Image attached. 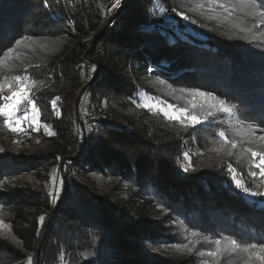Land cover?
Instances as JSON below:
<instances>
[{"label": "trees", "instance_id": "1", "mask_svg": "<svg viewBox=\"0 0 264 264\" xmlns=\"http://www.w3.org/2000/svg\"><path fill=\"white\" fill-rule=\"evenodd\" d=\"M78 1V8H66L58 0H48L46 8L41 0H0V80L16 75L29 77L25 83L32 85L30 92L36 102L38 120L50 123L58 136L65 133L64 117L75 111L76 97L80 95V104L82 93H86L87 107L98 111L102 118L92 124L80 163L94 173L108 172L124 181L155 187L168 209L179 208L193 223L199 222L208 235L221 230L242 246L264 244V195L257 197L261 202H249L236 191L238 187L232 179L236 187L234 190L231 187L232 192L214 188L215 180L212 181L203 164L189 168L197 169L196 174L181 171L174 160V150L159 146L160 134H149L145 124L130 116L142 109L133 101L137 89L167 103L187 105L184 96L189 89L201 90L205 85L218 90L214 84L220 83L235 91L238 103L243 100L254 106V111L261 110L264 25L239 13L225 20L219 15L223 10H212L214 13L210 12L208 17L197 19L205 11L195 5L199 0H161L165 11L154 21L140 7L144 0H125L112 26L107 28L102 0ZM53 11L61 17L54 16ZM179 12L195 21L192 24L180 21ZM165 15L170 19H164ZM97 29L95 46L88 55L93 63L88 64L89 69L78 66L68 79L65 42ZM208 29L211 31L207 32ZM39 40L43 47L36 44ZM149 66L156 68L155 73L147 71ZM81 68L89 75L84 82ZM10 94L7 92L5 96ZM247 117L240 122L246 128L248 124L243 122ZM231 126L228 125L227 134L232 139L259 147L258 142L244 143V137L236 135L241 128ZM3 135L0 139L5 138ZM10 163L27 165L24 160L0 159V166L9 168ZM64 184L62 179L59 197ZM82 186L80 190L72 187V199L70 194L66 200L64 196L61 200L58 197V212L53 215L57 226L64 231L69 228L73 234L71 245H81L78 231L98 229L110 238L107 246H113L116 252L111 262L102 259L99 264H172L161 256L149 260L137 248L136 241L164 239L165 235L152 227L149 217L141 213L127 221L122 218V211L117 213L118 204L105 200L101 192ZM50 202L40 193L25 188L0 190V206L10 214L11 229L24 252L36 249L30 262L0 236V264H92L86 260L75 263L67 257L68 253L76 255L77 250L54 246L60 239L52 233L44 234L42 242L36 244L38 226L42 223L37 211L50 209ZM45 242L48 247H44Z\"/></svg>", "mask_w": 264, "mask_h": 264}, {"label": "rangeland", "instance_id": "2", "mask_svg": "<svg viewBox=\"0 0 264 264\" xmlns=\"http://www.w3.org/2000/svg\"><path fill=\"white\" fill-rule=\"evenodd\" d=\"M43 5L49 8L48 0H41ZM62 6L66 8H78L79 1L77 0H58ZM96 1V0H94ZM141 3L142 10L149 16L153 17L154 21L159 18V14H164L165 5L161 0H144ZM203 4L205 10L202 15L199 14L197 19L203 18L211 13L213 9L209 4V0H199L196 2V6ZM220 11L222 9L215 8L213 11ZM211 12V13H210ZM54 16L60 14L57 11H53ZM201 15V16H200ZM188 18L184 19L180 16V21L186 23L194 22L193 18L186 15ZM156 18V19H155ZM194 18H196L194 16ZM164 19L169 20V16L165 15ZM110 21H105V24ZM192 24V23H191ZM108 28V27H107ZM204 28V27H203ZM207 30V28H206ZM211 31L208 29L207 32ZM96 31L91 30L88 34L80 37H70V40L65 42L68 53L67 62V77H72V71L78 66H82L85 69H89V63H93V59H88V55L95 46ZM221 43V42H219ZM36 44L40 46L43 44L42 41H37ZM43 47V45H42ZM101 49V47H99ZM264 50L261 54L264 56ZM81 68L82 81L84 77H89L88 72ZM151 68V70H150ZM91 69V68H90ZM150 73H155L156 68L149 66L147 69ZM0 83L4 84V89L0 92V103L3 102L2 97L8 92L7 85L14 83L12 78L0 80ZM70 84V83H69ZM218 90L209 88L202 85L200 91L205 93H211L214 97L225 100L228 105H233L234 110L231 114L221 113L218 114L214 119H210L207 122L201 123L204 125H192L189 126V121L185 120L183 123L180 120L169 119L160 108L167 109L170 104L173 106L169 111H175L177 114L180 109H186V115H191L193 111L195 114L203 119V113L199 108L193 110L192 104L197 105L202 103H215L216 101L211 100L207 97L195 96L189 91L184 96L187 105L171 104L163 101L155 96L144 94L140 90H136L134 93V100L142 110H137V113H131L130 116L139 120L140 123L145 124L149 129V134H160L158 135L159 146L163 150H174V160L181 171H185L187 168L190 172L196 174L197 169H189L190 167H200L203 164V168L212 176L214 188L217 187L219 190H228L232 192L231 187L236 189L231 183L233 174L236 179L239 180L244 187L248 188L250 192L264 193V176L260 175V169L255 168L253 164V158L250 153L247 152L248 147H252L255 151H261L260 147H253L242 144L237 141V147L232 149V155L229 156L228 150L231 147L230 144H226L219 136L221 127L224 131H229L228 125H232L231 128H241L242 133H247L248 127L246 128L241 121V118L247 117L243 122L244 124L252 125L253 128L257 129L255 132L256 142L260 144L259 137L264 136V105L261 110L254 111V106L249 103L241 104L237 101L235 91L232 92L231 88L224 84H214ZM84 90V89H83ZM212 90V92L210 91ZM231 90V91H230ZM135 91V92H136ZM81 103L75 100V111L68 113L65 118L64 129L65 133L58 136L54 127L49 124H42L38 120L36 113L29 111L28 120L22 121L19 125L23 131H12V128L5 125L3 115H0V135L5 138L0 139V159H16V161L24 160L27 165L10 163V169L6 166H0V190L8 188H25L27 190L35 191L40 193L42 198L49 199L50 209L43 210L37 215L44 216L42 223H37L39 231L37 234V242L39 245L42 242L44 234L46 236L52 235L57 236L60 240L55 243L60 249L65 250L75 249L77 254L68 253L67 257L73 258L76 263L78 260H86L92 264H99L100 260L105 259L111 262L112 258L116 254L114 247L107 246L110 238L107 237L102 231L95 229L93 232L89 231H78L79 243L81 245H71V240L74 237L70 234L69 228L67 230L61 229L57 226V221L54 220L53 215L58 212V197L62 187V179L64 180V189L62 191V197L66 200L72 191V187L81 189L84 185L89 187L91 190L101 192L102 197L105 200L113 201L116 205L118 204L117 213L121 212L122 218L127 221L135 219L139 214H144L149 217L152 227L161 231L165 236L158 237L156 241H152V238H146L143 242H137V248L141 254L146 256L149 260L158 259L160 256L172 264H264V260L259 257L264 256V251L258 246L256 249L249 250L248 252L238 250L235 253H224L223 256L209 257L208 252L215 250L214 241L221 240V247L227 245L229 239H234L233 236L225 234L221 230L212 231L208 235L202 228L199 227L198 223H193V220H189L183 212L179 211V208L168 209L164 202L159 198L157 189L147 184L142 185L135 181H124L115 174L111 173H94L90 171L85 164L79 162V157L84 152V146L88 143L89 133L92 131L93 123L98 122L102 118L98 111L88 108L87 94L82 93ZM29 95L32 98L31 92ZM80 95L76 97L79 101ZM259 99L258 97H256ZM95 102L97 98L93 99ZM263 102V100H260ZM148 103L150 105H157L156 107H144L143 105ZM243 103V104H242ZM144 108V109H143ZM36 115L37 120L35 124L31 123V118ZM232 124V122H234ZM231 122V123H230ZM247 125V126H248ZM16 127V125H12ZM9 131V132H8ZM8 133L11 136V140L6 137ZM52 133V135H49ZM199 138L200 143L197 142ZM229 140H232V136L228 133ZM177 140L176 143L174 141ZM168 142L173 143L168 145ZM3 144V145H2ZM2 146V148H1ZM158 147V146H157ZM187 153V157H185ZM260 157L255 158V162L259 163ZM3 161V160H2ZM5 161V160H4ZM3 161V163H4ZM232 166L234 173L230 172L228 165ZM27 166V167H23ZM9 169V170H8ZM7 170V171H4ZM194 171V172H192ZM257 173L256 177H252L251 172ZM186 172V174L188 173ZM191 174V175H193ZM248 174L246 177L245 175ZM187 176V175H186ZM185 176V177H186ZM189 177H192L188 175ZM235 182V181H234ZM219 183V184H218ZM221 188V189H220ZM236 191L245 196L249 202L258 203L261 202L257 197L245 194L242 189L237 188ZM62 197H59L61 200ZM73 195L70 194V199ZM63 200V201H64ZM263 201V200H262ZM179 209V210H178ZM57 214V213H56ZM33 216V215H32ZM40 216V217H41ZM10 214L7 209L0 206V236L5 237L11 244L20 251L21 256H25L32 262L33 254L36 249L31 252H24L21 241L14 235L11 229ZM213 222V221H211ZM66 231L68 233H66ZM196 231L202 234V236L209 237V241L205 244H197L193 247L192 252H189L184 245L192 247V244L201 240L202 237H191V232ZM70 232V233H69ZM66 233V234H65ZM110 236V235H108ZM245 243V242H244ZM246 245V244H245ZM242 246V245H241ZM44 247H48L45 242ZM243 247V246H242ZM53 248V247H52ZM49 250V249H48ZM51 250V248H50ZM24 252V253H23ZM69 252V251H68ZM204 254L201 255L200 253ZM243 255L242 257H239ZM233 260H232V258ZM63 263V262H62ZM31 264V263H29ZM58 264H61L58 262Z\"/></svg>", "mask_w": 264, "mask_h": 264}, {"label": "snow or ice", "instance_id": "3", "mask_svg": "<svg viewBox=\"0 0 264 264\" xmlns=\"http://www.w3.org/2000/svg\"><path fill=\"white\" fill-rule=\"evenodd\" d=\"M209 4L212 7L213 10L215 8H220L223 11L219 14L223 17V19L227 20L230 17H232L234 14H242L246 17L252 18L255 21H257L258 24L264 25V0H209ZM197 8L203 9L204 5L199 4L197 5ZM193 11H196L194 8ZM184 19H187L188 17L184 15L183 12L177 13ZM20 41H17V44H19ZM12 49L9 48L8 52H11ZM29 77L27 76H20L16 75L12 77V81L14 83H9L7 85V90L10 92V95L3 96V102L0 103V115H3L6 117L4 120L5 125H8L12 128V131H23L22 128L19 127V125L22 123V121L28 120L29 118V111L36 113L37 107L36 102L31 96L29 95V91L31 88V84H26L25 82L28 81ZM33 83H35L33 81ZM4 89V84L0 83V92H2ZM191 93L195 96L199 97H207L211 100L216 101L215 103H202V104H192L193 110L196 108H199L200 111L203 113V119L199 118L195 111L191 115H186L187 112L186 109H180L179 113L175 111H169V109H172V105H168L167 109L160 108V111L163 112V114L169 118V119H176L180 120L182 123L187 120L189 121V126L201 124L204 122H207L210 119H214L218 114L221 113H227L231 114L234 110L233 105H228L225 100L219 99L218 97H214L211 93H205L198 89L190 90ZM59 99V98H57ZM56 101H53V107L55 108ZM144 107H156L157 105H150L148 103H145L143 105ZM22 113V115H21ZM37 120L36 115H33L31 118V123L35 124ZM15 124L16 127H12V125ZM257 129L253 128L252 125H248V131L246 134L240 132L239 130L236 132L237 136H243L244 143L249 144H255L256 143V136L255 132ZM259 131H264V129H259ZM219 136L223 138L224 142L226 144H230L231 147L228 150V155H232V149H235L237 147V140L232 139L229 140L226 132L224 130H221L219 133ZM49 135H52V133H49ZM260 145L259 147L262 149L261 151H255L252 147L247 148V152L250 153L251 157L253 158V164L255 168L260 169V175L264 176V136L259 137ZM2 151V149H0ZM187 153H185V157H187ZM260 157L259 163L255 162V158ZM230 172L234 173V169H232V166L228 165ZM188 169L185 168V171ZM252 177H256L257 173L255 171L251 172ZM232 180L235 181L236 186L247 195L252 196H261L264 195L259 192H250L248 188L244 187L243 184L236 179L235 174L232 176ZM44 216L39 217V220L41 222L44 221ZM3 222L0 221V224ZM191 237H202L201 240H197L192 244V247H189L188 245H184L185 248L188 249L189 252H192L193 247H195L197 244H205L209 241V237L202 236L201 233L193 231L191 232ZM215 250L209 251L207 254L209 257H218L223 256L224 253H235L238 250L248 252L249 250L256 249L258 247L255 243H250L247 245H244L243 247L237 242L236 239H229L227 242V245L224 247H221V240L217 239L214 242ZM259 247L262 251H264V244H259ZM201 255L204 253L201 252ZM261 260H264V256L259 257Z\"/></svg>", "mask_w": 264, "mask_h": 264}, {"label": "built area", "instance_id": "4", "mask_svg": "<svg viewBox=\"0 0 264 264\" xmlns=\"http://www.w3.org/2000/svg\"><path fill=\"white\" fill-rule=\"evenodd\" d=\"M125 0H102L101 7L104 10V21H110L107 23V27L110 28L112 26V21H115L118 13L124 5ZM58 17H61L60 14H57ZM151 69V68H150ZM22 115V113H21ZM15 125V124H14Z\"/></svg>", "mask_w": 264, "mask_h": 264}, {"label": "water", "instance_id": "5", "mask_svg": "<svg viewBox=\"0 0 264 264\" xmlns=\"http://www.w3.org/2000/svg\"><path fill=\"white\" fill-rule=\"evenodd\" d=\"M78 99H76V106H77Z\"/></svg>", "mask_w": 264, "mask_h": 264}, {"label": "bare ground", "instance_id": "6", "mask_svg": "<svg viewBox=\"0 0 264 264\" xmlns=\"http://www.w3.org/2000/svg\"><path fill=\"white\" fill-rule=\"evenodd\" d=\"M151 70V69H150Z\"/></svg>", "mask_w": 264, "mask_h": 264}]
</instances>
